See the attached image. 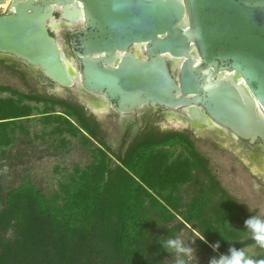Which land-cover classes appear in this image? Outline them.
<instances>
[{
  "label": "water",
  "instance_id": "95a60500",
  "mask_svg": "<svg viewBox=\"0 0 264 264\" xmlns=\"http://www.w3.org/2000/svg\"><path fill=\"white\" fill-rule=\"evenodd\" d=\"M58 20L83 24L69 30L73 61ZM0 54L117 113L180 111L199 131L264 146V0H12Z\"/></svg>",
  "mask_w": 264,
  "mask_h": 264
},
{
  "label": "trees",
  "instance_id": "16d2710c",
  "mask_svg": "<svg viewBox=\"0 0 264 264\" xmlns=\"http://www.w3.org/2000/svg\"><path fill=\"white\" fill-rule=\"evenodd\" d=\"M0 91L17 96L19 103L51 105L46 114L59 107L62 112L52 117L54 122L63 123L71 136H80L83 145L94 141L101 146L98 165L92 172L84 171L64 198L48 200L32 182L0 196V264H168L171 253L160 241L177 239L194 226L200 246L212 259L227 255L230 248L255 245L252 239L241 241L231 224L248 228L246 222L258 216L237 204L220 186L190 135L148 136L135 141L121 157L99 138L98 125L80 106L24 95L9 87H0ZM29 116L31 111L12 99H0L3 140L11 126ZM175 147L188 158L170 161L162 153L164 148ZM109 155L115 159L114 165ZM194 169L208 175L213 191L227 200L212 216L196 200L185 206L178 193L180 185L191 182ZM11 230L15 236L7 239Z\"/></svg>",
  "mask_w": 264,
  "mask_h": 264
},
{
  "label": "rangeland",
  "instance_id": "374dc122",
  "mask_svg": "<svg viewBox=\"0 0 264 264\" xmlns=\"http://www.w3.org/2000/svg\"><path fill=\"white\" fill-rule=\"evenodd\" d=\"M10 1L12 0L0 4V14L8 12ZM66 35L67 32L63 31L57 38L67 59L73 61ZM9 63L14 66V62ZM14 67L16 69L12 71L0 66V87H10L24 95H44L49 90L51 83L46 79L36 75L35 80L28 74L18 73L19 67ZM72 91L74 90L59 91L57 86L52 90L53 95L58 97H67L66 95ZM0 99H12L31 111L29 118L19 120L5 132L7 137L4 140L0 136V196H5L11 189L18 188L26 182H32L48 200L55 196L64 198L76 186L78 177L84 171L92 172L93 167L98 165L101 146L94 141L89 146L83 145L80 136H71L66 132L63 123L54 122L52 117L62 112L59 107L54 109V113L46 114V109H50L51 105L19 103L17 96L2 91ZM160 114L154 115L153 119H157L156 116ZM49 115L52 116L48 118ZM173 124L180 130L184 128L175 120ZM167 126V123L162 121V127ZM192 138L199 153L208 161L210 173L220 186L237 204L264 220V150L242 148L241 144L234 141L232 135L228 133L220 135L214 131H199ZM162 153L167 155L170 161L188 158L187 153L179 147L164 148ZM109 158L111 165H114L115 159L111 155ZM212 188L211 178L204 172L194 169L191 182L180 185L178 193L185 206L196 200L204 204L205 213L212 216L214 209L227 201L221 192L213 191ZM58 203L62 205L63 200H59ZM2 207L3 202L0 199V210ZM231 225L239 234L241 241L251 240V234L245 225L237 222ZM194 227L184 230L177 238L194 251L188 264H206L212 259V255L200 246L198 241L200 236ZM14 236V230L5 235L7 239ZM243 250L247 257L254 261L258 260V264H264V248L253 245ZM167 263L175 264L172 254L167 258Z\"/></svg>",
  "mask_w": 264,
  "mask_h": 264
},
{
  "label": "flooded vegetation",
  "instance_id": "af4514ba",
  "mask_svg": "<svg viewBox=\"0 0 264 264\" xmlns=\"http://www.w3.org/2000/svg\"><path fill=\"white\" fill-rule=\"evenodd\" d=\"M1 15V14H0ZM56 18H59V14H56ZM81 29V28H78ZM67 32V40L69 42L70 31L68 29L63 28L62 32ZM61 32V33H62ZM52 35L55 33L52 31ZM136 53V50H133ZM14 66L19 67L17 72H22V74H28L29 77L36 80V75L40 78L46 79L39 70L30 67L20 60L10 57L7 55L0 54V66H5L8 69H16ZM16 64V65H15ZM13 71V70H12ZM49 81L48 79H46ZM24 85H26L25 81L22 79ZM51 86H49V90L46 91L44 95H39L45 98H54L57 100H65L69 101L73 104L80 106L85 114L88 117H92L94 122L98 125L99 129V138L110 148L113 154L120 155L123 157L129 147L137 140L146 138L148 136H162L168 135L171 133H183L188 134L192 138L193 135L199 132L196 129L193 121L186 115L181 114V112H169L162 108H156L152 106H147L142 108L138 114H120L117 113L109 103L104 101L101 97L86 98L83 95H79L77 92L72 91L70 94L66 95L67 97H58L53 95L52 90H55V84L51 81ZM10 88V87H9ZM13 90V89H12ZM69 91L70 89H64L63 91ZM15 91V90H13ZM18 92V91H16ZM20 93V92H18ZM36 96V95H33ZM157 113H161L159 116L153 119L154 115ZM29 118V117H26ZM177 119V120H176ZM173 120L177 123H181V126H184L182 130L173 126ZM162 121L167 123V127H162ZM196 124V123H195ZM172 125V126H171ZM200 131H214L220 135H224L215 129H202ZM230 134V133H228ZM232 135V134H231ZM193 139V138H192ZM234 141H238L241 147L252 148V149H263L264 146L257 142L255 144H251L248 141H244L241 139H236L232 136ZM243 150V149H242ZM254 157H256L254 155ZM260 158V157H259ZM255 159V158H254ZM259 169V168H258Z\"/></svg>",
  "mask_w": 264,
  "mask_h": 264
},
{
  "label": "clouds",
  "instance_id": "9594fccd",
  "mask_svg": "<svg viewBox=\"0 0 264 264\" xmlns=\"http://www.w3.org/2000/svg\"><path fill=\"white\" fill-rule=\"evenodd\" d=\"M251 239L257 247L264 248V220L258 217L250 218L247 222ZM164 249L174 256L175 264H188L194 255L193 249L187 247L180 239H166L160 241ZM210 264H258L247 257L243 249L230 248L227 255L213 258Z\"/></svg>",
  "mask_w": 264,
  "mask_h": 264
},
{
  "label": "bare ground",
  "instance_id": "6f19581e",
  "mask_svg": "<svg viewBox=\"0 0 264 264\" xmlns=\"http://www.w3.org/2000/svg\"><path fill=\"white\" fill-rule=\"evenodd\" d=\"M10 2H11V1H10ZM4 3H8V0H7V2H4ZM63 24H65V22L63 23V21L61 22L60 20H58V21H56L55 23H51L50 26L52 27V30H54V31L58 34V36H60V35H61V32H62V29L65 28V26H64ZM82 25H83L82 23H77V24H67V26H68V30H74V29H76V28L81 27ZM60 43H61V42H60ZM135 50H136V54H137L138 56L145 57V55H144V48H143L142 46H138V47H136ZM180 64H181V63H178V62L176 63V62H175V64H174V68H175V69H178L179 66H180ZM59 91H61V90H59ZM83 96L86 97L85 95H83ZM103 100L106 101L105 99H103Z\"/></svg>",
  "mask_w": 264,
  "mask_h": 264
}]
</instances>
